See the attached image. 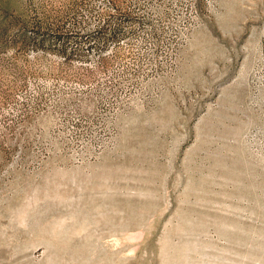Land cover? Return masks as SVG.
Here are the masks:
<instances>
[{"label": "rangeland", "instance_id": "obj_1", "mask_svg": "<svg viewBox=\"0 0 264 264\" xmlns=\"http://www.w3.org/2000/svg\"><path fill=\"white\" fill-rule=\"evenodd\" d=\"M0 264H264V0H0Z\"/></svg>", "mask_w": 264, "mask_h": 264}]
</instances>
